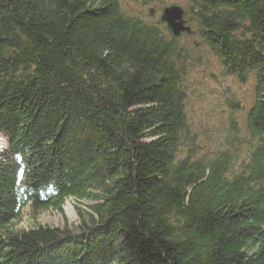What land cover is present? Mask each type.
Returning a JSON list of instances; mask_svg holds the SVG:
<instances>
[{
    "label": "trees",
    "instance_id": "trees-1",
    "mask_svg": "<svg viewBox=\"0 0 264 264\" xmlns=\"http://www.w3.org/2000/svg\"><path fill=\"white\" fill-rule=\"evenodd\" d=\"M182 1L175 35L144 0H0V264H264V0ZM186 34L252 86L213 126Z\"/></svg>",
    "mask_w": 264,
    "mask_h": 264
},
{
    "label": "rangeland",
    "instance_id": "rangeland-1",
    "mask_svg": "<svg viewBox=\"0 0 264 264\" xmlns=\"http://www.w3.org/2000/svg\"><path fill=\"white\" fill-rule=\"evenodd\" d=\"M142 0H133L134 3ZM149 2L145 9L146 13L150 11L152 16H169L170 12L168 10L170 7H176L177 5L185 6L182 0H144ZM175 4V5H174ZM168 7V8H167ZM178 7V6H177ZM176 7V8H177ZM163 11V14H162ZM172 12V11H171ZM184 14V13H183ZM172 15V14H171ZM185 15V14H184ZM186 18V16H184ZM167 19V18H166ZM177 21V19H176ZM187 25L191 26L187 21ZM184 26V25H183ZM171 27V26H170ZM186 27V26H185ZM182 41L193 43L200 42L197 36H194L188 39L187 34L182 37ZM194 55L203 60V65H199V71H194L191 74V93L192 96L189 102V110L191 119L194 124L206 125V122L210 120L213 116L214 119L219 120L222 117V114L226 115L227 112H216L214 111L218 108L216 103V98L219 97L221 91H234L239 97L243 100H248L252 97V86L250 83L238 82L222 71L220 61L216 58L209 47H202L201 45L194 48ZM198 67V65H197ZM199 80L196 85L194 84L195 79ZM218 103L220 101H217ZM221 102H223L221 100ZM210 126H213V121L210 120L208 123ZM5 140L2 139L0 135V149L4 148ZM85 202L81 203V208H84ZM65 214H61L56 210H47L38 214V219L34 221L33 218H36V215L26 216L23 221L22 226L29 228L32 225H35L37 222L42 224L54 225V226H64L68 224V227L74 223L79 222L80 213L78 212V207L73 202V200L67 201L64 206Z\"/></svg>",
    "mask_w": 264,
    "mask_h": 264
},
{
    "label": "water",
    "instance_id": "water-1",
    "mask_svg": "<svg viewBox=\"0 0 264 264\" xmlns=\"http://www.w3.org/2000/svg\"><path fill=\"white\" fill-rule=\"evenodd\" d=\"M169 7L170 8L167 10H168V13L170 12V15L164 16V14H163L162 20L166 21L167 23H169V25L171 27H173L175 35H180L183 31H186V30L189 31V28H186L183 26V24H184V22L182 20L183 11L181 10V8H179L177 6H176L177 8L176 7L172 8V6H169ZM176 19H177V21H176Z\"/></svg>",
    "mask_w": 264,
    "mask_h": 264
},
{
    "label": "clouds",
    "instance_id": "clouds-1",
    "mask_svg": "<svg viewBox=\"0 0 264 264\" xmlns=\"http://www.w3.org/2000/svg\"><path fill=\"white\" fill-rule=\"evenodd\" d=\"M1 137H2V135H1Z\"/></svg>",
    "mask_w": 264,
    "mask_h": 264
}]
</instances>
